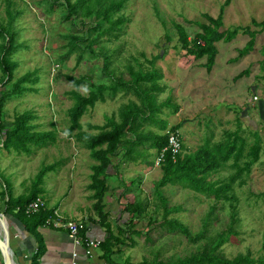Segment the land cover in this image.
<instances>
[{"label":"rangeland","instance_id":"374dc122","mask_svg":"<svg viewBox=\"0 0 264 264\" xmlns=\"http://www.w3.org/2000/svg\"><path fill=\"white\" fill-rule=\"evenodd\" d=\"M7 1L0 0V22L9 28ZM50 1L10 0L9 4V8L16 11L11 20L16 49L9 54L15 66L10 81L3 83L7 74L0 65V92L6 95L0 107V123L10 126L17 113L29 110L33 114L30 122L34 123V129L52 130L55 135L46 144H31L29 153L7 150L0 144V210L5 206L4 181L14 195L26 194L38 170L51 164L52 168L45 171L39 182L46 204L56 205L53 207L61 214L65 213L60 209L64 205L72 212L85 213L88 219L98 217L93 206L95 199L89 195L93 189L88 186L91 165L97 160L88 147L67 132V128L70 124L68 109L74 102L71 91L75 89L87 95L92 83L109 82L110 77L102 70L103 58L99 53H103L108 57L107 69L116 77H130L129 66L143 71L159 70L156 80L160 89L155 90L156 101L169 99L170 102L161 105L153 120L143 122L145 132L163 133L177 123L182 152L196 149L207 139H222L227 131L233 130L244 137L246 149L254 142L256 134L260 144L258 160L245 182L233 187L236 198L217 202L213 213L216 217L206 237L195 241L180 228H170L160 222L163 208L153 192L154 180L161 174V162L155 163L157 147L145 140L131 154L120 155V159L119 155L111 156L117 168L112 165L107 168L108 189L103 201L104 209L109 212L110 228L123 239V243L117 245L119 250L112 255L116 264H147L154 258L167 259L198 251L217 230L228 226L231 202L236 204L237 220L234 232L220 246L222 253L228 257L248 250L256 255L263 253L264 69L261 63L264 59V0H229L226 4L225 0H122L117 7L99 16L101 8L117 0H84L77 6L78 12L70 14L64 3L51 1L49 5ZM69 1L74 4L77 0ZM222 4L221 28L239 25L243 29L238 28L229 40L216 41L218 52L208 70L203 65L204 56L196 58L181 48L174 22L183 24L192 39L200 30L194 20H205L203 12L216 16ZM100 20L102 33L92 43L94 52H84L79 46L68 50L65 33L77 34V44L84 47L87 27ZM245 26L255 30L254 42L249 51L240 55L239 48L250 38ZM245 68L248 71L239 75ZM26 72L31 78L22 83L30 88L19 93L10 92L12 83ZM69 75L82 77V82L75 86ZM130 99L139 101L132 91L119 90L114 96L106 94L104 100H97L88 107L80 116V127L72 131L97 132L99 126L108 125V116L119 119L120 106ZM172 103L177 106L175 111ZM232 170L226 164L210 178H224ZM132 179L137 188L123 192ZM161 188L167 205L180 206L167 217L177 218L191 233L199 231L214 203L213 198L179 184L167 183ZM128 201H146L147 205L143 213L137 214L122 210ZM117 225L123 230L118 232ZM11 244L14 257L21 260L13 241Z\"/></svg>","mask_w":264,"mask_h":264},{"label":"trees","instance_id":"16d2710c","mask_svg":"<svg viewBox=\"0 0 264 264\" xmlns=\"http://www.w3.org/2000/svg\"><path fill=\"white\" fill-rule=\"evenodd\" d=\"M52 2L64 3L68 6L67 14L71 12H78V7L84 0H77L76 3L70 4L69 0H51ZM50 1L49 5L52 4ZM122 0L110 1L105 8H101L97 16L103 15L105 12L113 7H117ZM229 0H225V4ZM8 2V17L9 28L0 22V36L3 41L0 43V65L7 74L3 83L10 81L12 77V68L15 66V62L9 59V54L16 49L15 46V34L11 29V20L16 11L9 8L10 0ZM223 7L222 4L220 10L216 16L203 12L205 20L196 19L194 22L199 26L200 30L197 31L192 39L189 38L184 25L179 22H174L178 41L181 48L189 54H192L196 58L205 57L203 65L206 69H211L215 62V57L218 52L216 41L229 40L233 38L238 32V28L241 26H234L233 28H221L223 24ZM69 16V15H68ZM262 24V22H260ZM5 26V28H4ZM102 21H97L94 25L87 27V36L84 37L86 43L84 47L77 44L79 36L73 32L65 33L67 38L68 50H73L79 46L82 51L94 52L92 43L98 39V36L102 33ZM111 28V27H110ZM9 29V30H8ZM246 32L250 35L249 40L245 45L239 48L240 55L249 51L254 42L255 30L248 29L245 26ZM264 51V49H263ZM79 54L78 60L81 58ZM103 58L102 70L106 72L110 78L109 82L92 83V88L87 95L82 94L77 90H72V96L74 97L73 104L68 109L70 124L67 128V132L75 135V138L83 143L90 149V154L97 161L91 165V181L89 182V188L93 189L90 197L94 198L93 206L98 211V220L101 225L104 226L107 234L100 241L99 247L102 249V257L108 264H116L113 259V254L116 250H119L118 244L123 243V239L119 233H114L110 228V222L107 217L109 212L104 209L105 202L103 196L108 189L106 180L107 168L112 165L113 168H117V162L113 163L111 156L120 155L123 157L136 149L139 144H142L145 140H149L151 146H156L157 151L160 150L167 143V131L160 133L157 131H144L143 122L153 120L157 112L161 110L163 103H169L170 100L162 101L158 103L156 101L155 90L160 89V85L157 82V77L160 72L157 68L151 71H143L141 69H133L129 66L130 77L124 78L121 76L111 75V72L107 69L108 57L106 54H101ZM261 67L264 69V59L262 60ZM248 69H242L239 72L241 75L243 72H247ZM30 73L26 72L20 75L12 84L10 92H22L28 90L30 86L24 85L22 82L30 79ZM34 78H36L34 76ZM69 78L75 86L82 82V77H76L69 75ZM119 90L124 93L132 91L139 101L134 99L128 100L119 108V119L114 116L107 117L108 125L99 126L97 132L84 131L78 129L73 132V128L80 127V116L88 109L89 106L94 105L97 100H104L106 94L114 96ZM5 94L0 92V107L5 98ZM174 104V103H172ZM177 109L176 104L173 105V111ZM33 118V114L29 110H24L17 113L14 116L13 122L10 126L4 127L0 123V144L7 150L14 149L16 151L31 152V144L43 145L49 140L54 139V131L52 130H36L34 129V123L30 122ZM96 126V125H95ZM164 126V124H162ZM161 126V127H162ZM178 124L171 125L170 129L177 128ZM226 137L214 141L210 139L205 140L203 144L196 149L187 152L177 153L176 158L172 159L170 151H165L164 160L160 163L161 174L154 180L153 192L157 203L162 206V224H167L170 228L178 227L184 234L187 235L190 240H198L199 238L206 237V231L213 218L216 204L219 200H230L236 198L233 187L237 184H243L246 176L249 174L250 169L254 162L258 160L260 152L259 137L256 134L254 142L245 148V139L238 132V130L227 131ZM228 164L233 170L224 178L212 179L211 174L215 171L222 169ZM52 168V165H43L35 175L32 187L26 194L20 193L14 195L11 189H7L8 184L4 181L5 185V206L4 211L13 216L21 219L25 225V228L31 232L36 240V248L33 251L28 264H37L38 257L43 253L45 249V242L41 233L37 227L39 225H46L48 215L52 214L55 207L45 206L39 208L32 213H26L24 210L25 204L31 199L35 198L41 191L42 187L39 182L42 180L47 169ZM139 179L137 178L136 181ZM179 184L184 187H189L199 193H202L208 197L213 198V204L204 218L202 228L191 233L188 226L179 221L175 217H167L168 213L174 209L180 208L179 205H167V198L162 192V186L167 184ZM123 192L133 190L137 188V183L132 179L129 184H126ZM156 203V204H157ZM147 202H126L122 206L124 211L137 212V214L143 213ZM231 214L228 226L225 229L217 230L210 238L209 241L204 243L198 251L191 252L184 256L169 257L167 259L154 258L147 264H264V252L260 254H253L251 251L239 252L232 257L224 255L220 249L222 243L229 239V236L234 232V224L237 220L236 204L231 202ZM123 230L117 225V231ZM84 230H82V235ZM262 249L264 250V239L262 241ZM132 264V263H124Z\"/></svg>","mask_w":264,"mask_h":264},{"label":"crops","instance_id":"0c3cea01","mask_svg":"<svg viewBox=\"0 0 264 264\" xmlns=\"http://www.w3.org/2000/svg\"><path fill=\"white\" fill-rule=\"evenodd\" d=\"M38 195L42 196L41 193ZM48 206L56 205L49 204ZM60 209L63 213L65 212L62 216L67 218L87 219L84 232L89 237H98L102 240L106 235L107 232L104 226L98 221L99 216L96 219H88L87 215L81 213V211L72 212V210H67L64 205H61ZM0 212L6 215L10 223V228L12 230L10 243L13 241L17 252L21 254V260L17 257L15 258L17 263L28 264L37 244L34 235L25 228L21 219L13 216V214L5 212L4 207H2ZM0 216L2 215L0 214ZM37 229L45 242V249L43 253L39 255L37 264H107V261L101 255L102 249L99 246L93 247L91 253H85L84 245L82 243H74L68 236L65 228L52 224H44L39 225ZM11 246L13 248L12 244ZM74 252L75 255L73 254Z\"/></svg>","mask_w":264,"mask_h":264},{"label":"built area","instance_id":"2783aa9c","mask_svg":"<svg viewBox=\"0 0 264 264\" xmlns=\"http://www.w3.org/2000/svg\"><path fill=\"white\" fill-rule=\"evenodd\" d=\"M166 150L170 151L172 159H175L177 153L182 150V140L178 128L168 130L167 143L157 151L155 163L158 164L164 160ZM45 206H48L45 199L42 196L37 195L25 204L24 210L26 213H32ZM62 215L63 214H61L57 208H54L52 214L48 215L46 221L48 224L65 228L68 236L74 243H82L84 245L85 253H91V249L98 246L101 239L98 237H89L85 232L82 235V230L86 229L85 219L67 218ZM73 254L75 255V252Z\"/></svg>","mask_w":264,"mask_h":264},{"label":"water","instance_id":"95a60500","mask_svg":"<svg viewBox=\"0 0 264 264\" xmlns=\"http://www.w3.org/2000/svg\"><path fill=\"white\" fill-rule=\"evenodd\" d=\"M2 216L6 218V231L7 235L10 234V223L8 222V219L4 213L0 212ZM0 255H1V261L2 264H14V252L12 247L10 246V239L7 240L6 237L1 238L0 237Z\"/></svg>","mask_w":264,"mask_h":264},{"label":"bare ground","instance_id":"6f19581e","mask_svg":"<svg viewBox=\"0 0 264 264\" xmlns=\"http://www.w3.org/2000/svg\"><path fill=\"white\" fill-rule=\"evenodd\" d=\"M6 218L4 216H0V237L4 238L6 237L7 240L10 239V234L7 235V231H6ZM14 258V264H18L15 257Z\"/></svg>","mask_w":264,"mask_h":264}]
</instances>
